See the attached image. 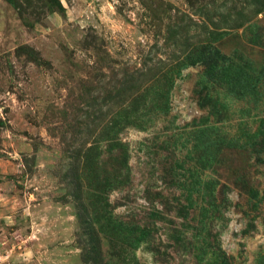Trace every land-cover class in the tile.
I'll use <instances>...</instances> for the list:
<instances>
[{
    "label": "rangeland",
    "instance_id": "rangeland-1",
    "mask_svg": "<svg viewBox=\"0 0 264 264\" xmlns=\"http://www.w3.org/2000/svg\"><path fill=\"white\" fill-rule=\"evenodd\" d=\"M0 264H264V0H0Z\"/></svg>",
    "mask_w": 264,
    "mask_h": 264
}]
</instances>
